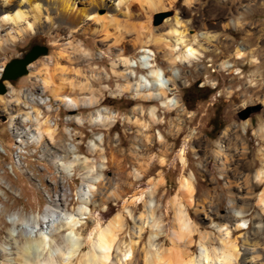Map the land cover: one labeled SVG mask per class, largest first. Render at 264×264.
Instances as JSON below:
<instances>
[{
	"label": "rangeland",
	"instance_id": "1",
	"mask_svg": "<svg viewBox=\"0 0 264 264\" xmlns=\"http://www.w3.org/2000/svg\"><path fill=\"white\" fill-rule=\"evenodd\" d=\"M21 1L13 0L10 5L0 0V11L5 7L12 9ZM145 1L70 0L77 8L72 13L58 1L37 0L44 14L36 32L0 49V79L5 65L22 58L33 46H45L48 50L28 67L27 75L5 82L6 93L0 95V248L9 249L5 242L9 235H17L16 223L27 233L34 231L37 226L33 218L41 216L47 208L58 209L60 213L52 219L54 225L44 228L49 242L59 241V236L65 234L60 227L70 219L83 230L78 243L85 245L86 252L93 224L97 221L105 227L116 214H122L128 224L119 239L128 243L135 222L149 205L161 222L162 239L148 248L147 228L130 264H142V249L153 251V248L165 252L173 264L168 252L172 247L169 237L176 212L172 201L178 198L198 232L213 234L207 244L212 251L221 246L219 217L230 214L229 203L235 199L237 210H241L236 218L239 221L227 225L233 231V239H238L240 256L236 264H264V221L259 220L262 214L257 205L264 184L254 178L264 163V137L258 131L260 126L264 130V0H177L172 7L153 15L143 8ZM21 5L30 12L27 19L32 22L35 13L27 4ZM79 10L87 18L78 15ZM157 13L167 16L160 25L153 26V16ZM95 15L104 18L108 26L104 32H99L101 27L94 23ZM2 17L0 12V34L5 36L13 28L1 23ZM176 17L185 24L186 39L191 43L193 36L202 33L215 36L211 43L197 38L194 47L201 44L203 55L191 65L177 62L173 66L166 57L169 52L180 51L174 38L169 37ZM148 33L172 45L168 49L151 44L146 49L151 53L152 63L166 78H171L168 83L175 89L169 97L183 109L180 113L179 108L164 109L158 102L134 99L130 93L120 91L125 85L121 72L132 70L139 76L145 75L146 70L140 69L137 61L135 69L125 70L114 64L121 56L135 62L141 55L136 46L137 36L142 34L144 38ZM116 38L122 40L118 45L114 44ZM237 47L244 48V58L236 59L233 55ZM64 54L69 58L61 57ZM224 63L231 67L223 68ZM61 68L65 70L63 75ZM43 70L55 76L57 82L61 76L74 84L88 82L94 96L101 101L100 108L118 114L112 129L91 127L87 123L79 126L68 121L75 116L84 118L95 108L66 111L49 101L48 95H38L39 72ZM172 70L177 72L174 77ZM12 90L49 101L38 106L30 98L25 104L30 106L29 110L43 111L44 117L58 126L53 141L43 140L39 135L28 136L29 129L33 130L32 135L37 132V125L18 116L23 104H16L14 95L10 94ZM152 105L159 108V122L149 131L141 132L128 117L148 122L146 113ZM137 106L145 113L134 112ZM246 114L247 118L242 120ZM158 133L164 137V144L158 141ZM144 136L151 137L152 143H146ZM91 141L96 147L89 154ZM69 149L75 150L74 156L66 158ZM139 174L142 176L138 177ZM159 176L164 178L163 186L155 194H149ZM184 176L193 178L196 195L192 202L179 192V180ZM254 185L258 187L252 190ZM246 203L249 206L245 211ZM214 212L218 218L213 222L207 220V215ZM241 222L246 223V228L234 231ZM254 233H259L262 245L244 246L242 242L247 237L255 243ZM198 241L199 236H195L192 245L180 246L179 260L195 257L200 251ZM246 251L249 253L243 257Z\"/></svg>",
	"mask_w": 264,
	"mask_h": 264
},
{
	"label": "bare ground",
	"instance_id": "2",
	"mask_svg": "<svg viewBox=\"0 0 264 264\" xmlns=\"http://www.w3.org/2000/svg\"><path fill=\"white\" fill-rule=\"evenodd\" d=\"M3 1L5 4L10 5L13 2V0ZM55 1L60 2L62 5H64V7L67 6L72 13H75L77 10L74 5H71L70 0ZM176 1L177 0H159L158 2H154L153 0H146L143 8H145L149 14L153 15L158 11H165L166 9L172 7ZM21 4H27L29 10L35 13L33 16L30 14L32 19L34 18L32 22L28 21L29 19H27V12L29 11L22 9ZM119 4H121V1H119ZM41 6L40 3L38 4L37 0H22L20 4L14 6L12 9L11 7H5L1 9L0 12L3 15L1 18V23L12 25L13 31L7 33L5 36L0 34V49L6 47L7 45H14L21 41L26 35L34 34L36 32V26L44 14L42 10L43 7ZM78 13V15H83L84 18H87V15L85 13H81L80 10ZM92 19L95 21L94 23L96 25L101 27L99 32H104V30H106L108 27L103 17L95 15L92 17ZM148 20H150V17H148ZM93 33H97V30H93ZM141 35L142 34H138L136 40V46L139 48V52L141 53L140 57L137 58L135 62H132L130 58L121 56L118 61L115 62L114 66L119 64L125 70L135 69L138 67V65H136L137 61L139 63L140 69L146 70V74L137 76L132 70L121 72L119 75L124 80L125 85L121 88L119 87L120 91L124 93H130L134 99H149L151 101L158 102L159 107L161 108H179V113L182 112L183 109L180 108V105L169 97V93L175 89L174 86L168 83L171 78H166L164 72L158 69L155 64L152 63L153 59L149 56L151 53L148 49H146L151 44L160 46L161 48L167 47L169 49L172 46L171 43L164 38H154L150 35V33H148V35L144 38H141ZM186 35L187 29L185 24H183V22H181L180 19L176 17L175 25L174 27H171L169 37L174 38L176 45H179L176 47L180 48V51H178V53H176V51L175 54L174 52H169L166 56L167 60H170L169 63L173 66H175L177 62L191 65V63H195L199 61L200 58H202L203 47H201V44L199 48L194 47V43H197L198 37L202 38V40L207 43H211L215 40V36L202 33L197 36H193L191 43L190 40L186 39ZM107 37L108 36H106V38ZM121 41V39L119 40L116 38L114 44L118 45L121 43ZM233 55L236 57V59H242L246 56V52L244 48L237 47L234 50ZM61 57L66 58L68 56L67 54H64ZM222 66L223 68L231 67V65L226 63H224ZM41 72L42 73L39 72L41 77V87L39 89L40 91L38 95H48L50 98L49 101L53 100L59 106L64 107L66 111H78L83 108H95V111L89 112L84 118L81 116H75L67 119L68 121H72L79 126H83L85 123H87L91 127L103 126L112 129V126L119 117L118 114L111 113L105 108H100L101 101H99V99L94 96L88 82H85V84H74L71 81L68 82L67 79L62 78V76L59 77V82H57L56 77L51 76L46 70ZM61 73L62 75L65 73V70L62 68L60 70V74ZM176 73V71L172 70L171 77H174ZM133 79L135 80L133 81ZM66 81L68 83H66ZM84 93H87V96H80ZM10 94L14 95V100L17 102V105L21 106V104H23L21 111H18V116H21L24 122L36 123L37 125V132L33 133L32 135L31 133L33 130L29 129L28 136L34 137V135H39L43 140L48 139L53 141L57 135L58 126L52 124L48 117L45 118L43 111L36 108L29 110L30 106L25 104V102L30 100V98H32V102L38 106H44L49 101L39 99V96L29 97L27 93L25 95L24 91L16 92L12 90ZM45 109L48 112L51 111L50 107H46ZM133 111H141L142 114L145 113L143 108L139 106L135 107ZM158 111L159 108L157 106L152 105L149 107V110L146 113V116L149 119L148 122L140 121L139 119L133 121L131 117H128V120L131 123L134 122L137 124L140 127L141 132H146L159 122V118L157 116ZM258 131L264 137L263 126H260ZM226 132L227 130L224 132V134H226ZM144 139L146 140V143H152L150 140L151 137L144 136ZM102 141L100 142L102 143ZM158 141L162 144L165 142L164 137L160 133H158ZM95 147L91 141L88 146V153L92 154L95 151ZM73 151L75 150L69 149L68 156L67 152H65V157L71 158V156H74ZM182 155L183 154H181V156ZM262 155L264 159V152ZM181 159L183 162H185L183 156ZM263 167L264 163H262L261 168L258 169L254 174L255 181L259 184H264ZM141 176L142 174L138 175V177ZM192 179V177L187 178L184 176L179 180L180 194L183 197H188V200L191 202L193 197L196 195ZM163 184L164 178L159 176V178L152 183L149 194H155V192L161 188ZM257 187L258 186L254 185L252 190H255ZM236 202L237 201L235 199L230 200V214L224 217H219L222 223L217 226V228L221 234V246L210 251L207 248V244L210 243V238L213 234L207 231L203 233L198 232L197 227H195L196 225L194 226L192 223L193 221L191 220L190 215L185 212V209L183 205H181V202L178 200V198H175L172 203L175 206L174 208L176 212L173 220L174 222L172 225L171 236L169 237L172 247L168 250L169 257L174 262L173 264H236V261L240 256L237 241L238 239H233V231L229 230L227 225L229 222L239 221L236 220V218L239 216L241 210H237ZM257 205L261 209L262 214V216L258 215L260 217L259 220L264 221V190L258 196ZM248 206L249 204L246 203V207L243 210L246 211ZM145 209V213L141 214L138 218V221L135 222V230L132 234H130L128 243L122 242L119 239L120 234L124 231L128 224V220L125 219L122 214H116L105 227H101V223L96 221L95 224H93V229L90 231L89 239L87 241L88 250L84 252L85 245L83 246L78 243V236L82 234L83 230L80 229L81 226L79 227L78 223L73 222L70 219L68 221L66 220L64 222L65 224H63L64 226L60 227L62 231L64 230L65 234L59 236V241H56L54 238V241H48L44 234L46 232L45 229H48L51 227V225H54L52 219L54 217H59L60 213L58 209L55 210L47 208L41 216L37 215L36 218H33V223L37 226H35L36 229L34 231H38V233L34 232L33 230V232L29 231L27 233L23 227L16 223L18 230L17 235H9L7 241L5 242L9 246V249L7 250L0 248V264H130V260L134 256L136 246L139 245L144 239V236L147 233V228L150 230L148 248L153 246V242L162 239L160 220L154 217V211L149 205H146ZM216 215L218 214L214 212L212 215H207L206 219L213 222L216 218H218ZM22 221L24 222L26 219L23 218ZM244 224L246 223H237L234 231L245 229L246 225L244 226ZM254 234L255 235L253 239L256 240L255 243H253L250 238L247 237L244 238L242 242L244 246L252 245L253 247H257L258 245H262L259 240V233ZM195 236H199V253L190 259L179 260V247L192 245ZM81 252L82 254L79 256ZM114 252L115 256L113 258L112 255ZM142 252V264H171L167 258V254L164 255L165 252L163 253V251H159V249L153 248V251L150 249L147 251L142 249L141 253ZM248 253L249 252L245 254L243 252L242 256L245 257V255Z\"/></svg>",
	"mask_w": 264,
	"mask_h": 264
},
{
	"label": "water",
	"instance_id": "3",
	"mask_svg": "<svg viewBox=\"0 0 264 264\" xmlns=\"http://www.w3.org/2000/svg\"><path fill=\"white\" fill-rule=\"evenodd\" d=\"M167 16V13H157L153 16L152 24L153 26L160 25L164 18ZM48 50L45 46H33L30 51L25 54L22 58H17L11 60L3 68L1 79H0V95L6 93L5 82H13L19 78L27 75L28 67L35 62L38 58L43 57L47 54ZM243 110L241 113H244ZM248 113V112H247ZM246 116L242 117V120H245Z\"/></svg>",
	"mask_w": 264,
	"mask_h": 264
}]
</instances>
